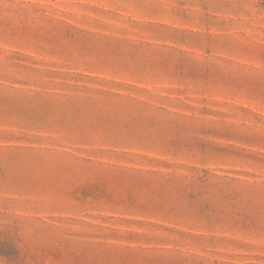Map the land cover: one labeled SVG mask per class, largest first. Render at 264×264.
I'll use <instances>...</instances> for the list:
<instances>
[{
  "label": "rangeland",
  "instance_id": "obj_1",
  "mask_svg": "<svg viewBox=\"0 0 264 264\" xmlns=\"http://www.w3.org/2000/svg\"><path fill=\"white\" fill-rule=\"evenodd\" d=\"M0 264H264V0H0Z\"/></svg>",
  "mask_w": 264,
  "mask_h": 264
}]
</instances>
